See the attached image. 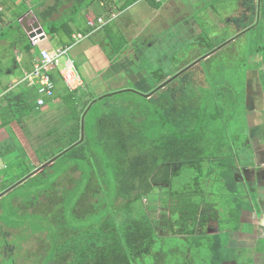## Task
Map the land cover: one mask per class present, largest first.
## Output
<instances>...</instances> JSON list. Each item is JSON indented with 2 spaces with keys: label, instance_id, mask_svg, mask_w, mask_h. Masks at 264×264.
Returning a JSON list of instances; mask_svg holds the SVG:
<instances>
[{
  "label": "rangeland",
  "instance_id": "374dc122",
  "mask_svg": "<svg viewBox=\"0 0 264 264\" xmlns=\"http://www.w3.org/2000/svg\"><path fill=\"white\" fill-rule=\"evenodd\" d=\"M224 3V1L218 2L217 5ZM1 12L0 9V16L8 17L5 9ZM226 12L222 9L219 10V20L232 22V18L227 16L228 11ZM261 12L262 17L264 0ZM84 15L81 13L78 20L84 21ZM225 17H228L229 20ZM7 19L5 26L12 20L10 16ZM27 19L28 24L34 23L32 17L28 16ZM256 20H258L257 16ZM260 26H264L262 18ZM225 27L227 31L232 30L231 24H225ZM201 29L203 35L197 44L185 43L176 50L166 49L163 56L161 55L162 64H159V55L150 56L148 60L142 58L140 59L142 61L136 63L134 71H144L150 85L155 87L159 80L174 74L179 67L193 59L192 53H201L204 51L203 46L207 47L210 43L215 44L224 35L226 37V34H222L226 30L221 27L217 31L215 26L203 23ZM43 42L45 41H42L44 46L45 43L43 44ZM261 44L262 40L257 38V35L254 36L248 32L215 52L212 61L201 60L185 72L180 73L177 79L167 84L165 89L157 90L150 98L123 91L97 101L89 87L87 89L91 97L81 87L80 92L79 89L77 91L82 96V100L86 101L88 98L95 97L89 105L88 114L86 113L84 119V137L86 138L82 152L86 159L61 155L57 156V159H53L55 165L52 167L46 162L47 157L65 150L71 144L70 138L59 141L64 133L69 132L73 122L71 113L67 111L61 100L48 110H32L30 112L31 119L26 123L25 129H21L16 123L11 125V130L17 137L18 145L22 147L23 151H18L17 157H20V153L27 154L37 170H40L44 165L47 166L44 167V172L37 177L27 179L21 184L18 182L4 191H2L4 174H0V195H2L0 197V264H129L121 262L118 258H108L107 261L96 260L90 256L92 252L88 250V247L94 244L96 239L90 237L88 243L83 242L88 238V235L84 233L89 229L96 228L93 227L94 225H105L106 222L112 221L115 216L122 226L131 222L130 215L128 218L126 216L127 221L124 217L121 222V218L126 212L123 208L127 203L136 201L137 198L132 184H126L127 177L125 179L119 178L122 175L120 168L124 170L129 167L128 159L131 152L136 151L138 153V148L143 146L146 142L145 139L150 141V144H154V141L157 142L165 134L167 135L170 122L174 121L181 132L189 131L197 112V110L194 111L198 106L196 103L209 101V98L214 100L222 110L223 118L228 110L235 109V106L238 105V114L234 113L235 116L225 117V122H230L227 125V131L234 138L236 128L241 126L240 116L244 115V110L241 109L240 105L244 104L246 91L247 74L244 66L246 55ZM18 50L19 48L8 51L6 46L0 47V94L23 75L22 71L15 68L11 61ZM74 61L79 67L83 58L75 56ZM134 85L129 83L127 87L133 89L131 87ZM208 106L205 105V107ZM225 106L228 107V110ZM78 107L81 108L82 103H79ZM240 109L243 111L240 112ZM160 114L170 115V122L166 118V121L162 123L163 127L166 126L165 131L161 130V125L159 128H155V125L159 123ZM128 129L136 137L133 139L134 144L130 145L129 150L124 151L128 152L127 155L121 157L120 151L117 152L118 148L113 149V147L115 142L120 141L123 132ZM0 130H2L0 131L1 156L13 145L6 139L8 137L7 131L1 128ZM139 138H142V143H139L141 141ZM55 139L57 140L54 141ZM167 141L165 144L168 143ZM150 144L148 143L150 147L143 150L145 153L135 154L137 161L132 162L134 168L131 169V174L137 179V182L143 179L142 175L146 169L149 166L152 167L156 160L155 153H150L154 150ZM165 146L167 155H170L168 160L173 157L171 154H176L175 151L178 146L183 155H186L187 151H189L188 153L196 152L195 148L184 147L183 143L179 142H169L167 145H163V147ZM204 148L212 149V142H206ZM4 160L2 166L12 162L13 159L9 157ZM176 160L172 159V162L164 163L165 166L160 165L159 168L155 169L151 179H149V194H152L154 188L159 190L153 195L161 193L163 189L166 191L168 189V194H170L175 172L182 167V162H176ZM188 163L190 167H198L193 162ZM239 166L240 163L234 170L238 179L243 174L245 175ZM199 171L198 168V173ZM38 173L40 172L37 171ZM195 183H198L197 186L199 187V180ZM145 190L144 187L140 188L141 192ZM5 191L7 192L4 193ZM201 195L196 193V196L201 197ZM143 200H146L144 204L150 208L148 212L153 221L152 224L155 226L154 229L160 235L166 236L167 230L172 228L169 214L172 212L171 207L168 206L167 201H164L166 205L163 203L160 206V203L152 204L146 196H143ZM62 204L63 207H61ZM57 207L61 209L59 210ZM208 216L210 217L207 235L209 238L219 234V223L213 211L207 206L199 210L200 221ZM136 223L137 221L133 224L136 225ZM111 235L108 233L105 236L110 238ZM248 256L247 254L246 257ZM205 257L206 253L202 252L200 257L195 258L198 260L195 264H203V260L208 259L207 257L204 259ZM182 260L175 261V259L166 257L164 262L159 263L155 257L149 256L148 259L135 258L131 264H188L184 259ZM205 263L212 264L211 260L210 262L205 261ZM228 264L236 263L229 262Z\"/></svg>",
  "mask_w": 264,
  "mask_h": 264
},
{
  "label": "trees",
  "instance_id": "16d2710c",
  "mask_svg": "<svg viewBox=\"0 0 264 264\" xmlns=\"http://www.w3.org/2000/svg\"><path fill=\"white\" fill-rule=\"evenodd\" d=\"M94 1L49 0V2H42L41 6L35 9L33 13L42 24L46 34L58 39L63 46H67L72 43V35L76 31L73 25L77 24L79 15L91 7ZM137 1L139 0H124L120 8L124 10ZM150 1L153 2V0ZM27 10L28 8L24 2L11 10L12 20L5 29L0 30V47L7 44L8 51L19 48L18 51L25 49L27 52H31L30 40L20 21ZM81 31H83V34H88V29ZM252 50L249 53L264 52V39L262 40L261 46L259 45ZM113 51L116 54H120L123 51V46H114ZM246 56L244 66L247 72V59L249 55ZM17 57V54L12 57L13 64L17 63ZM29 67L27 65L26 70ZM52 78L55 83V99L60 98L62 100L66 109L71 113L73 122L71 124L72 127L70 126L68 130L69 132L64 133L63 136L61 135L62 137L59 140L64 141L66 138H70L71 144L69 147L59 151L57 154L53 153L51 157H47L46 162L49 163L61 155H70L72 157L86 159L85 154L82 152L85 147L84 143L86 138L84 137V131H82V118L85 119L89 105L94 101L95 97L88 98L86 101L82 100L83 98L79 95L78 91L71 92L67 88L59 73L54 72ZM126 92L143 95L135 91ZM6 94L0 105V128L5 129L9 133L6 139L10 141L13 147L4 152L0 157H4L14 151H22V147L18 145L17 137L12 133L11 125L16 123L21 129H25L26 123L31 119L30 112L36 110L34 100H36L37 95L34 89L20 86L15 91ZM103 97L106 96H102L101 98L96 97V100L98 101V99H102ZM79 103H82V107L79 108L80 110L78 109ZM196 104L198 106L194 111L197 110V112L194 121L191 122L192 128L189 131L181 132L176 127L177 124L174 121L172 123L170 122L169 114L168 116L160 114L159 123L155 125V128H159L161 125V130L165 131L166 126L163 127L162 123L168 118L170 122L169 133L167 135L165 134L157 142L154 141V144H150V141L145 139L146 142L143 146H139L138 153L136 151L131 152L130 158L128 159L129 167L124 170L120 168V174L122 175L119 176L120 179L127 177L126 184H132L131 186L135 189L134 192L137 199L134 202L132 201L126 204L123 208L126 212L121 218V222L124 220V217L125 221H127L130 215L131 222L122 226L119 220L117 221V216L114 215L115 218L112 221L106 222L105 225H94L93 227L96 228L89 229L84 233L88 235V238L83 241L84 243H88L91 239L90 237H93L94 240L96 239L95 243L88 247V250L92 252L90 256L96 260L103 259L105 261L108 258H118L121 262L129 264L135 258L148 259L149 256L155 257V260L159 261V263L164 262L166 257H170L171 259H175V261H183L182 259H184L188 264H195L198 261L195 258L200 257L202 252H205L208 258H204L206 260H203V264H206L205 261L210 262V260L212 264H224L226 261L231 262L232 260H237L238 262L247 260L245 257L246 250H236L235 248L229 247L228 239L222 232L224 228L231 225L230 219L232 215H230V212L231 214L234 213L237 215V213L243 211L245 205L240 200V197L242 199V195L244 194L242 186L236 180L234 173V170L237 169L238 164L242 161L241 146L237 138H233L227 131V125L230 122H225L226 116H235L234 113L238 114V105L235 106V109L230 110L225 106L228 113L226 112L227 114L225 113L226 115L224 114L225 117L223 118L221 114L222 110L214 100L212 101L209 98V101ZM205 105L209 106L205 107ZM2 106L3 108H1ZM172 125H175V128ZM240 128L241 126L236 129ZM135 137L136 135L133 132H129V129L124 131L120 141L114 143L115 146L113 149L118 148L117 152L120 151V156H126L128 152L126 153L124 151L129 150L130 145L134 144L133 139ZM139 139L141 140L139 143H142V138ZM166 141L168 143H183L184 147L190 146L193 149L195 148L196 152L188 153L189 151H187L186 155H183L181 148L178 146V148L176 147V154H171L173 157L171 160H168L170 155H167L166 146L163 147V145L168 144H165ZM210 141L212 142V149L204 148V144ZM148 143L154 147V150L150 151V153H155L156 160L152 164V167L149 166L146 169V172L142 175L143 179L141 178L142 180L137 182V179L131 174V169L134 168L132 162L137 161L135 154L138 155L140 152L145 153L143 150L150 147ZM147 154L149 155V153ZM139 156L144 157L142 155ZM172 159H177L176 162L181 161L182 167L175 172L171 183L170 194H168V189L167 191L163 189L161 193L153 195V193H158V188H154L152 194H149V179H151L152 173L160 165L165 166L166 163L172 162ZM188 162H193L198 167H190ZM54 165L53 163L51 167ZM166 167L168 166L166 165ZM198 168L200 170L199 173ZM37 171L36 166L30 161L28 155L20 153L18 161L6 166L0 172V174H4L2 181L4 187L2 191L14 186L18 182L20 184V182L27 181V179L35 178L44 172L42 169L37 174ZM197 180H199V187L197 186L198 183H195ZM142 187L146 189L143 192L140 191ZM197 192L202 194L201 197L196 196ZM143 196L149 198L152 204L160 203L161 206V204H165L164 201H167L168 206L171 207L172 212L169 214L170 226L172 228L171 230H167L166 236L160 235L154 229L155 226L152 224L153 221L148 212L150 208L147 204H144L146 200H143ZM204 206L212 210L217 218L219 223V234L217 236L209 238L207 236L209 216L202 219V222L199 220V210ZM61 207H63V204ZM57 209L60 210L61 208L57 207ZM135 221H137L136 225L133 224ZM108 233L112 234L110 238L105 236Z\"/></svg>",
  "mask_w": 264,
  "mask_h": 264
},
{
  "label": "crops",
  "instance_id": "0c3cea01",
  "mask_svg": "<svg viewBox=\"0 0 264 264\" xmlns=\"http://www.w3.org/2000/svg\"><path fill=\"white\" fill-rule=\"evenodd\" d=\"M223 1L224 4L217 5L218 2ZM22 2L28 8L22 18L30 16L34 19L36 16L33 11L38 9L42 2H49V0H0V9L2 12L5 9L7 16L12 19L11 10ZM262 2L263 0H164L163 3H156L150 0H139L124 10L120 8L119 16L115 21L96 31L89 29L87 25L89 18L96 19L101 13V9L94 2L91 7L82 12L85 14V22L79 19L78 23L73 25L75 33H83L81 30L88 29V37L74 46L71 52L73 58L75 56L83 58L80 66H76L83 78L82 90L90 95L87 89L89 87L97 98L123 91H135L150 98L157 90L165 89L166 85L177 79L180 73L201 60L212 61L215 52L240 36L250 32L251 35H257V38L263 40L264 26H260L261 18L264 21V14L261 17ZM119 3L120 0L118 1L120 7L121 3ZM220 9L224 12L228 11V15L227 12L225 14L232 18V22L219 20ZM8 17L1 16L0 30L8 26H5V20ZM228 17L225 19L229 20ZM203 23L215 26L217 31L220 27L226 30L222 32L226 34V37L224 35L215 44L203 46L204 51L201 53H192L193 59L179 67L174 74L159 80L155 87L150 85L144 71H134L136 63L142 61L140 60L142 58L148 60L150 56L159 55V64H162L161 55L163 56L166 49L176 50L185 43L200 42V37L203 35L201 29ZM225 24H231L232 30L227 31ZM43 41H45L44 46L42 42L40 46L42 45L41 48L44 49L63 46L58 39L48 34ZM4 46L8 50V45ZM114 46H123V51L116 54L113 51ZM16 54L18 57L14 66L23 73L27 65L31 64V53L23 49ZM247 55L249 56L246 91L244 104L240 105L244 110L240 109V112L243 111L244 115L240 116L241 128L234 134L241 146L243 156L239 168L245 175L236 180L242 186L244 194L240 200L245 205L243 211L237 215L231 214L227 209L232 215L231 225L224 228L222 232L228 239L229 247L246 250L245 257L249 255L246 261L232 260L231 262L264 264V52ZM129 83L135 84L131 87L133 89L127 87ZM60 100V98L55 99L46 109L54 107ZM82 131H84V118H82ZM17 154L19 155L18 151H14L0 158V172L6 166L18 161ZM9 157H12V162L2 166L4 159ZM41 169L38 171H42ZM228 263L229 261H226L224 264Z\"/></svg>",
  "mask_w": 264,
  "mask_h": 264
},
{
  "label": "built area",
  "instance_id": "2783aa9c",
  "mask_svg": "<svg viewBox=\"0 0 264 264\" xmlns=\"http://www.w3.org/2000/svg\"><path fill=\"white\" fill-rule=\"evenodd\" d=\"M118 1L119 0H95L94 2L101 9V13L96 19H88V27L96 31L115 21L120 13ZM153 1L156 3L164 2V0ZM123 2L124 0H120L121 4ZM20 21H22V18ZM41 36L42 35H36L33 38H29L32 47L30 52V67L23 72L22 77L10 84L8 89L0 94V104L6 93L14 91L22 86L35 90L37 95L35 107L37 110L48 108L49 105L55 101V83L52 78L54 72L59 73L63 82L71 92L83 86V78L76 67L71 52L74 46L84 41L88 35L75 33L72 35V43L70 45L53 49L40 48V44L43 41L41 40Z\"/></svg>",
  "mask_w": 264,
  "mask_h": 264
},
{
  "label": "water",
  "instance_id": "95a60500",
  "mask_svg": "<svg viewBox=\"0 0 264 264\" xmlns=\"http://www.w3.org/2000/svg\"><path fill=\"white\" fill-rule=\"evenodd\" d=\"M21 22H22V26L24 28V31L26 32V34L28 35L29 38H33L36 35H42L41 36V40H44L45 39V36L46 35H45L44 28L41 26L39 20L36 17H34V23H32V24H28V19L26 17H23ZM53 161L49 162L48 165L52 164ZM46 166L47 165H44L42 167V169H44V167H46ZM21 183L22 182H20V184Z\"/></svg>",
  "mask_w": 264,
  "mask_h": 264
},
{
  "label": "bare ground",
  "instance_id": "6f19581e",
  "mask_svg": "<svg viewBox=\"0 0 264 264\" xmlns=\"http://www.w3.org/2000/svg\"><path fill=\"white\" fill-rule=\"evenodd\" d=\"M3 5V4H2ZM6 8V7H5ZM252 31V30H251ZM261 46V45H260ZM261 50V49H260ZM205 53V52H204ZM2 66V65H1ZM7 89V88H6ZM58 91V90H57ZM57 94V93H56ZM7 95V94H6ZM5 98V97H4Z\"/></svg>",
  "mask_w": 264,
  "mask_h": 264
}]
</instances>
